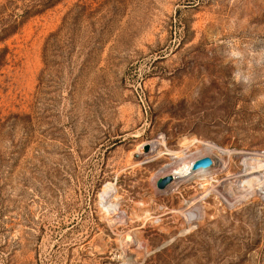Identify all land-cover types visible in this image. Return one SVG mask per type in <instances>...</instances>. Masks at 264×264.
<instances>
[{"label":"rangeland","instance_id":"rangeland-1","mask_svg":"<svg viewBox=\"0 0 264 264\" xmlns=\"http://www.w3.org/2000/svg\"><path fill=\"white\" fill-rule=\"evenodd\" d=\"M37 1L0 0V264H264V0Z\"/></svg>","mask_w":264,"mask_h":264},{"label":"bare ground","instance_id":"bare-ground-1","mask_svg":"<svg viewBox=\"0 0 264 264\" xmlns=\"http://www.w3.org/2000/svg\"><path fill=\"white\" fill-rule=\"evenodd\" d=\"M209 152L210 151H205V152H203V153H201V154H199V155H195V156H191V157H189V158H186V159H184L180 164H179V171H177V174L175 175V178L174 179H177V180H181V179H184L185 177H188L189 175H191L192 174V172H191V166H192V164H193V162L195 161V160H197V159H199V158H202V157H205V156H207V157H209ZM211 153V152H210ZM215 153V152H214ZM216 154V153H215ZM245 156V155H244ZM213 157H214V155H213ZM216 157V156H215ZM214 157V158H215ZM227 162H228V160H226V159H223V158H218L217 160H215V159H213V164H214V166L215 167H217V168H219V169H223L224 167H226V165H227ZM228 167V166H227ZM227 169V168H226ZM206 173V171H200V172H198L197 174H205ZM250 185V184H249ZM250 188V187H249ZM244 190V189H243ZM242 191V190H241ZM252 192H254V191H252V189L251 190H246V191H242V195L240 196V197H238L239 199V201H241L240 200V198H243V197H245L246 195H248V194H251Z\"/></svg>","mask_w":264,"mask_h":264},{"label":"water","instance_id":"water-1","mask_svg":"<svg viewBox=\"0 0 264 264\" xmlns=\"http://www.w3.org/2000/svg\"><path fill=\"white\" fill-rule=\"evenodd\" d=\"M147 151H148V146L145 145L143 147V152H147ZM212 164H213L212 160L207 156L199 158L193 162L191 166V172L192 174H196L200 171H205L211 168ZM173 181H174L173 176L171 175L163 176L162 178H159L156 181V189L159 192H164L173 183Z\"/></svg>","mask_w":264,"mask_h":264},{"label":"trees","instance_id":"trees-1","mask_svg":"<svg viewBox=\"0 0 264 264\" xmlns=\"http://www.w3.org/2000/svg\"><path fill=\"white\" fill-rule=\"evenodd\" d=\"M62 1H64V0H38L36 3L31 4V6H30L31 8H29V10H27V12H25V15H27V16L36 15V14L40 13L43 10H46V9H49V8H52V7L56 6L57 4H59ZM34 6L40 7V10H36V11L32 12V9H33ZM6 31L7 30H3L2 32L5 33ZM11 33L12 32H10V34H9V32H8L4 36H2V38L5 39L9 35H11Z\"/></svg>","mask_w":264,"mask_h":264},{"label":"clouds","instance_id":"clouds-1","mask_svg":"<svg viewBox=\"0 0 264 264\" xmlns=\"http://www.w3.org/2000/svg\"><path fill=\"white\" fill-rule=\"evenodd\" d=\"M232 55L235 58H240L243 55V53H241L239 51H235V52L232 53ZM260 62L264 63V59H262ZM236 79H237L238 82H240L243 85H245V89L250 87V85L252 83V79L249 76L241 77V76L237 75Z\"/></svg>","mask_w":264,"mask_h":264}]
</instances>
